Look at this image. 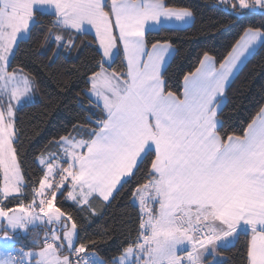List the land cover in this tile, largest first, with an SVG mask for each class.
Returning <instances> with one entry per match:
<instances>
[{
    "label": "snow or ice",
    "instance_id": "1",
    "mask_svg": "<svg viewBox=\"0 0 264 264\" xmlns=\"http://www.w3.org/2000/svg\"><path fill=\"white\" fill-rule=\"evenodd\" d=\"M219 3L233 17L261 21L244 28L219 67L205 52L173 90L162 71L171 46L149 49L147 33L152 23L191 18L187 8L165 0H0V264H214L208 255L242 232V264H264V105L240 132L221 119L233 71L264 44V0ZM44 12L46 42L70 53L94 30L88 43L98 45V59L85 82L91 115L35 157L41 175L32 178L20 159L17 112L34 80L11 60ZM121 46L120 68L109 71ZM141 165L131 189L138 223L117 254L99 259L97 241L77 243L79 220L57 201L94 216L93 201L110 204ZM21 235H31V246L17 247Z\"/></svg>",
    "mask_w": 264,
    "mask_h": 264
},
{
    "label": "trees",
    "instance_id": "2",
    "mask_svg": "<svg viewBox=\"0 0 264 264\" xmlns=\"http://www.w3.org/2000/svg\"><path fill=\"white\" fill-rule=\"evenodd\" d=\"M165 3L176 9L187 8L193 16L192 24L187 27H161L147 33L148 48L156 41L167 42L174 48V54L163 71V78L173 90L182 84L185 74L199 66L205 52L219 66L242 36L244 28L250 24L258 25L261 21L259 15L233 17L218 0H165ZM49 19L47 12L38 13L39 23L32 27L27 38L18 41L11 60V69L23 67L25 73L33 78L39 95L38 101L22 104L17 112L21 130L20 159L24 171L32 178L34 174L41 175L38 165L33 163L35 157L51 141L72 133L74 125L81 124L91 115L87 111L89 104L84 93L88 86L85 82L88 70L98 59L95 53L98 45L88 43L95 38L89 32L80 35L78 50L70 53L57 49L54 41L46 42L43 33ZM54 50L57 52L55 55ZM122 60L119 51L110 69H119ZM261 105H264V44H260L226 89L221 114L225 128L240 132ZM143 168L141 165L136 176L124 184L111 203L104 205L94 216L79 212L71 201H65L63 197L57 201V206L71 212L79 220L77 243L96 240L97 245L92 250L100 259L108 260L117 254L129 230L138 223L139 208L134 205L131 189L135 187L136 180L142 178ZM8 206L13 205L10 203ZM247 239V234L242 232L232 245L220 247L221 259L213 260L214 264H242ZM18 240L17 245L20 246L32 244L31 235H21Z\"/></svg>",
    "mask_w": 264,
    "mask_h": 264
},
{
    "label": "crops",
    "instance_id": "3",
    "mask_svg": "<svg viewBox=\"0 0 264 264\" xmlns=\"http://www.w3.org/2000/svg\"><path fill=\"white\" fill-rule=\"evenodd\" d=\"M219 1V0H218ZM193 22V16L189 19H187L186 21L184 22H177L175 20H172V21H163L162 23L160 24H155V23H152L150 28H149V31H153V30H158L159 28L161 27H171V28H184V27H187L189 25H191ZM89 33H91L94 37H95V31L94 30H90L88 31ZM118 35V33H117ZM243 35V34H242ZM241 38V37H240ZM240 38L238 39V41L240 40ZM237 44V42L235 43V45ZM260 42H258L254 48L251 49V51L249 53L246 54L245 57L242 58V62L239 63V66L237 69H235L233 71V74L232 76L230 77V80L228 82V85L227 87L229 86V84L231 83V81L233 80V78L237 75V73L240 71V69L243 67V65L246 63V61L252 56V54L256 51V49L260 46ZM234 45V46H235ZM171 46V45H170ZM151 47H149L150 49ZM120 51L122 53V58H123V50H122V46L120 48ZM174 54V48L171 46L170 48V51L166 54V58L165 60L163 61V65H162V71H164L166 65L168 64V62L170 61V59L172 58ZM117 55V54H116ZM116 55H114V57L112 58L111 61H109L108 63H112V61L114 60V58L116 57ZM107 66V65H106ZM219 67V66H217ZM109 71H112L110 68H109ZM227 89V88H226ZM75 135V134H74ZM52 151L54 152L55 149H52ZM0 199H2V197H0ZM93 204L95 205V211L98 212L100 209L103 208V206L105 204H100V203H97L96 201H93ZM236 237H233L229 242H226V243H223L221 244L220 247H226L225 244H229L231 245V243H233V241H235ZM208 256H211V255H208ZM212 260L214 261H219L220 259V256L219 255H216V256H211L210 257Z\"/></svg>",
    "mask_w": 264,
    "mask_h": 264
},
{
    "label": "rangeland",
    "instance_id": "4",
    "mask_svg": "<svg viewBox=\"0 0 264 264\" xmlns=\"http://www.w3.org/2000/svg\"><path fill=\"white\" fill-rule=\"evenodd\" d=\"M27 36H28V34H27V35H22L21 38H20L19 40H21V39H25V38H27ZM26 74H27V73H26ZM28 75H29V74H28ZM31 78H32V77H31ZM32 79H33V78H32ZM38 100H39V95H38V92H37V89H36V85H35V82H34L32 93L30 94L29 97H27V98L23 101V103H21V104L19 105V107H20L22 104H24V103H31V102H35V101H38ZM15 210L18 211V208L15 209ZM233 243H234V241H233ZM233 243H231V245H232ZM225 245H226V247H227V246H230L229 244H225ZM17 247H20V245H17ZM220 259H221V257H220ZM220 259H219V261H220Z\"/></svg>",
    "mask_w": 264,
    "mask_h": 264
},
{
    "label": "built area",
    "instance_id": "5",
    "mask_svg": "<svg viewBox=\"0 0 264 264\" xmlns=\"http://www.w3.org/2000/svg\"><path fill=\"white\" fill-rule=\"evenodd\" d=\"M97 258H99L98 256H97ZM100 259V258H99Z\"/></svg>",
    "mask_w": 264,
    "mask_h": 264
}]
</instances>
